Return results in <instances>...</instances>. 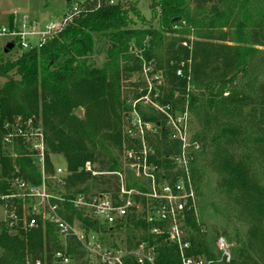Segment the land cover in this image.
<instances>
[{
  "label": "trees",
  "instance_id": "trees-1",
  "mask_svg": "<svg viewBox=\"0 0 264 264\" xmlns=\"http://www.w3.org/2000/svg\"><path fill=\"white\" fill-rule=\"evenodd\" d=\"M151 9L158 26L136 29L130 18L131 11L138 13L134 7L103 0L100 9L92 5L40 49L0 54L5 82L0 88V192L8 193L15 178L39 182L38 153L20 135L29 125L43 134L47 172L54 173V157L65 161L69 192H86L89 186L96 192L114 190L115 177L94 178L82 169L91 163L103 172L121 171L119 158L129 145L123 82L150 66V79H165L154 91L161 103L179 112L188 109L196 118L193 141L201 148L191 156L195 190L204 195L210 176L217 177L214 192L200 206L227 222L210 237L197 212L189 214L190 254L213 264H264V0H154ZM13 22L14 17L10 27ZM100 39L109 41V48L106 63L96 68L90 62ZM144 85L134 88L133 99L146 95ZM137 110L161 126V135L151 140L156 163L175 180L176 165L168 157L175 158L179 143L170 139L164 115L151 107ZM64 209L71 224L97 228L86 212L69 204ZM148 227L132 214L116 231L131 236L126 238L130 248ZM16 228L0 223V264H62L55 257L59 252L70 264H92L80 243L74 238L64 243L51 225ZM220 237L229 245V262L216 249ZM158 256L157 264H181L177 249L164 238Z\"/></svg>",
  "mask_w": 264,
  "mask_h": 264
},
{
  "label": "built area",
  "instance_id": "built-area-1",
  "mask_svg": "<svg viewBox=\"0 0 264 264\" xmlns=\"http://www.w3.org/2000/svg\"><path fill=\"white\" fill-rule=\"evenodd\" d=\"M120 0H109L115 5ZM94 5L100 9L103 0H72L69 10L56 22L38 28L28 17L19 20L17 17L10 27V21L4 25L0 16V36H8L11 42L27 52L40 49L50 38L59 34L75 23L88 9ZM187 46V45H186ZM152 67L144 65L141 76L146 78V95L142 101H135L131 111L126 114L124 134L129 141L125 148L123 163L133 176H125L122 171L103 172L91 163H86L83 171L91 177H115L118 182L113 190L71 193L67 190V166L55 167L49 174L45 166L44 137L40 129L29 125L20 135L31 140L33 149L38 153L37 161L39 182L15 178L10 183L8 193L0 192V203L6 212L7 227L16 232L22 223L26 230L51 225L65 243L74 238L82 245L92 264H157L160 239L173 245L180 256L181 264H213L210 260L190 254L191 242L187 235V217L197 212V191L191 174L194 151L201 146L189 141V113L179 112L170 104H162L160 94L154 93L156 86L161 85V77L150 79ZM181 75V72H178ZM159 99V100H158ZM138 106L151 107L165 117V125L170 132V139L179 143V150L173 159L176 165V179L164 175V171L156 163L157 151L151 140L160 136L161 126L144 120ZM31 124V123H30ZM195 152V153H196ZM131 180H136L133 186ZM69 204L74 210L86 212L96 224V229H89L79 221L73 224L64 217V206ZM21 212V214L19 213ZM140 216L149 227L141 232L143 239L138 245L123 247L109 242L117 234V226L130 215ZM111 230L110 233L106 232ZM218 250L228 262L231 260L229 245L225 239L217 243ZM62 264H70L71 259L59 252L55 255ZM36 264H42L37 262Z\"/></svg>",
  "mask_w": 264,
  "mask_h": 264
},
{
  "label": "rangeland",
  "instance_id": "rangeland-1",
  "mask_svg": "<svg viewBox=\"0 0 264 264\" xmlns=\"http://www.w3.org/2000/svg\"><path fill=\"white\" fill-rule=\"evenodd\" d=\"M154 0H121V3L123 4L125 9H132L133 7L137 10V14L134 12H130V18L133 21V27L136 29L143 28L150 24V26L155 27L159 24V18L155 16V14L152 12L151 5ZM72 3V2H71ZM67 0H0V16L3 18L4 25L6 24L7 15L9 13L13 14L15 13L19 20L22 18L28 17L30 21H34L37 23L38 28L42 29L43 26L51 23L56 22L59 19H61L65 13L69 10L71 7ZM139 14V15H138ZM10 16V15H9ZM10 16V18H12ZM14 17V20L15 18ZM193 39V38H190ZM11 38L8 36H0V54L4 52L6 45L10 42ZM97 54L92 58L91 64L93 63L94 67L101 68L104 66L107 60V50L109 48V41L106 39H100L97 44ZM14 52H20L21 48H19L18 45L14 48ZM162 83L165 82V79L161 80ZM4 79L0 77V88L4 85ZM146 83V78L141 76L140 74H135L131 77V79H125L123 82V98L126 100V106H127V112H130L132 105L135 101H142L143 95L139 100L133 99V91L136 86L139 88L140 86L144 85ZM145 86V85H144ZM140 93H142V90H140ZM142 107V106H141ZM188 112V109H186ZM185 111V112H186ZM157 114L158 112L155 111ZM182 112V111H180ZM190 116V115H189ZM190 134H189V141L192 143L194 142V137L198 131V125L196 123V118L193 114L190 116ZM196 151H194V154ZM120 165H121V171L125 174V176H129V179H132V175L129 171L126 170L125 165L123 163V160L119 158ZM55 167H63L66 166L65 161L61 158L54 157ZM193 162V161H192ZM136 181V180H134ZM217 177L214 175L210 176V182L208 184L207 188L203 189L204 195L197 197V215L202 223L206 225L207 233L210 237L214 235V229H221L225 228L227 226V222L224 218H222L219 214H216L210 209H201L200 204L204 201H206V198L209 197L211 192H214V188L216 186ZM87 193L94 194L96 192L95 188L92 186H89L86 190ZM218 199V197L216 196ZM215 198V199H216ZM216 206L220 208L218 205V200L216 202ZM3 205L0 203V223L5 222L1 221L5 217V212H3ZM203 216V217H202ZM126 236V237H125ZM126 238L131 240V236L127 237V235L123 234H117L114 239L110 240L111 244L114 246V244H120L123 247L128 246ZM223 237H220L222 239ZM225 239V238H223ZM226 240V239H225ZM133 241V240H132ZM216 242V249L218 250L217 243ZM220 253V251L218 250ZM221 254V253H220Z\"/></svg>",
  "mask_w": 264,
  "mask_h": 264
},
{
  "label": "water",
  "instance_id": "water-1",
  "mask_svg": "<svg viewBox=\"0 0 264 264\" xmlns=\"http://www.w3.org/2000/svg\"><path fill=\"white\" fill-rule=\"evenodd\" d=\"M67 2L70 3V2H72V0H67ZM14 47H15L14 42H10V43H8V44L6 45V47H5L4 53H5V54H9L10 51H13V50H14ZM77 116H78L80 119H82V120L84 119V117H83V112H82V111H78Z\"/></svg>",
  "mask_w": 264,
  "mask_h": 264
},
{
  "label": "crops",
  "instance_id": "crops-1",
  "mask_svg": "<svg viewBox=\"0 0 264 264\" xmlns=\"http://www.w3.org/2000/svg\"><path fill=\"white\" fill-rule=\"evenodd\" d=\"M9 15L12 16V15H16V14L15 13H13V14L9 13ZM9 15H7V18H5L6 19V24H8L10 19H11ZM12 17H16V16H12ZM10 42H11V40H10ZM3 212H5L4 209H3ZM5 219H6V212H5V217L1 221H4Z\"/></svg>",
  "mask_w": 264,
  "mask_h": 264
}]
</instances>
